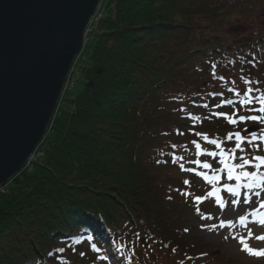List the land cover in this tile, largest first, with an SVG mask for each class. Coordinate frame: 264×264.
Listing matches in <instances>:
<instances>
[{"label":"trees","instance_id":"obj_1","mask_svg":"<svg viewBox=\"0 0 264 264\" xmlns=\"http://www.w3.org/2000/svg\"><path fill=\"white\" fill-rule=\"evenodd\" d=\"M104 4L72 66L81 88L61 97L43 155L0 187V264L66 262L87 240L109 264H146L134 248L148 242L193 263L195 246L168 213L175 178L157 171L169 136L198 108L223 130L233 127L223 116L260 115L238 102L249 88L253 107L264 98V0Z\"/></svg>","mask_w":264,"mask_h":264},{"label":"rangeland","instance_id":"obj_2","mask_svg":"<svg viewBox=\"0 0 264 264\" xmlns=\"http://www.w3.org/2000/svg\"><path fill=\"white\" fill-rule=\"evenodd\" d=\"M105 7L106 4L97 11L92 22V30L105 12ZM250 18L251 16H246L244 19ZM262 21L264 22V17L260 22ZM91 32L87 40H89ZM77 75L76 68H72L61 97L66 92L69 95L71 93L75 95L79 91L81 83L76 79ZM206 78V75H202L199 80L201 82ZM198 109L196 113H187L189 118L183 119L185 120L183 121L184 125L180 126L174 135L169 136L171 141L169 160L157 167L163 180H166L170 175L175 178L173 180L177 188L174 196L175 201L171 200L167 203L170 220L178 233L195 246L196 255L191 264H264V257L249 256L241 251L243 245L238 242L241 238L247 239L251 232L252 239L248 240V246L253 250L264 249V240L255 239L257 235L264 236V208L260 207L261 204H264V194L258 196L253 200L254 202L252 201L251 207L257 212V215L245 216L244 213L232 212L235 213L232 218H225L222 221L208 219L218 213L223 202L231 195L232 192L227 189H243L244 187L247 189L244 185L250 182L254 187L260 184L264 188V163L261 162L264 161V123H253L252 125L258 127L253 133L249 132L250 125L244 123H236L231 129L223 130L220 125L200 122V119L207 113H203L202 108ZM49 129L48 126L47 133ZM245 129L247 131H244ZM235 133L240 134L243 141L241 147L245 150L232 153L229 149L234 148L236 144L235 136L233 135L231 140L226 137ZM253 134L255 139H253ZM212 141L215 143H211ZM216 144H219L220 148H217ZM196 145H199V149ZM35 152L39 158L42 151L37 147ZM209 152L217 153L216 157L208 156ZM234 155L242 156L244 160L248 161V164L235 167L237 164H243V161L234 159ZM225 156L227 159L224 158ZM174 157L180 159L173 163ZM253 157H257V159H253ZM31 161L29 164L27 162L23 169L30 168L34 162ZM204 163L209 164V168L205 169L199 166ZM181 166L192 170L182 171ZM230 169L234 170L230 171ZM229 175L234 178L229 180L227 178ZM185 181L188 183L186 184ZM1 191H5V188H2ZM183 193L187 195H182ZM242 217H246V219L240 223ZM234 222L242 224L243 228L236 227V229L235 224L231 225ZM217 225L220 227L214 232V227ZM201 227L206 229L204 232L207 234L213 232L212 238L207 237L210 235L202 234ZM233 236L236 237L235 240L232 238ZM140 245L138 248H134V253L140 261H145L148 264H180L179 254L171 257L165 254L159 245L152 242ZM70 253L71 256L66 262L59 260L58 262L54 261V264H109L103 248L93 240H87L75 250H70ZM124 261L130 264L128 259H124Z\"/></svg>","mask_w":264,"mask_h":264},{"label":"water","instance_id":"obj_3","mask_svg":"<svg viewBox=\"0 0 264 264\" xmlns=\"http://www.w3.org/2000/svg\"><path fill=\"white\" fill-rule=\"evenodd\" d=\"M101 2L0 0V187L46 136Z\"/></svg>","mask_w":264,"mask_h":264},{"label":"snow or ice","instance_id":"obj_4","mask_svg":"<svg viewBox=\"0 0 264 264\" xmlns=\"http://www.w3.org/2000/svg\"><path fill=\"white\" fill-rule=\"evenodd\" d=\"M245 84H249L251 83V81L249 80H245L244 81ZM229 92H232L233 90L231 88L228 89ZM253 92V89L249 88L247 89V91L244 93V97L246 99H241L238 103H239V106H240V109L241 110H247L248 113H260V115L258 116H255V115H239L238 117V120L237 119H230L228 118L227 116H223L224 119H226L228 121L229 124H236V123H240V124H243L245 123V121H251L253 123H257V124H260V123H264V98H257L259 99V103H260V107H253V103H254V100L253 98L249 97V93ZM236 95H240L239 93H236ZM228 104H234V103H237V101H233V100H229L227 102ZM224 105H217L216 107H223ZM202 107H207V105H202ZM181 111H183V109H181ZM212 115H217L218 118H219V115H222V114H217L215 112L212 113ZM238 113L234 110L233 111V116H237ZM244 131H247V129H245ZM193 135H199V134H193ZM235 136V141H236V144L234 146V148L232 149H229L230 152L232 153H235L236 151H244L245 149L241 147V144L243 143L242 139H241V136L239 133H235V134H229L228 137H226V139L228 140H231L232 139V136ZM207 138L205 137V140ZM253 139H255V135L253 134ZM195 143V142H193ZM211 143H215V141H212ZM197 149H199V145H196ZM216 147L217 148H220V145L219 144H216ZM208 156H212V157H216L217 153L215 152H209L207 153ZM225 159H227V157L225 156L224 157ZM234 159H237V160H240V161H243V164H237L235 167H242L244 164H248V161L247 160H244V158L242 156H233ZM180 159L179 157H174L173 158V163H176V161ZM253 159H257V157H253ZM262 163H264V161H261ZM200 167L202 168H209V164L207 163H204L202 165H199ZM181 170L182 171H191L192 169H185L183 166H181ZM234 169H230V171H232ZM229 180H232L234 177L232 175H229L227 177ZM185 183L187 184L188 182L185 181ZM228 191H232L233 195H236V193L231 190V189H227ZM182 195H187L186 193H183ZM248 200L247 198L244 199V203H247ZM236 203H239V201H235L233 203V207L235 206ZM261 208H264V204H261L260 205ZM246 219V217H242L241 220L239 221L240 223H243L244 220ZM227 238V237H226ZM234 240L236 239L235 236L232 237ZM249 239H252V233L250 232L249 235H248V238H241L238 242L243 245V247L241 248V251L247 253L249 256H252V257H257V258H261V257H264V249H260V250H253L252 248H250L248 246V240ZM255 239L256 240H264V236H260V235H257L255 236ZM95 251V249H93ZM101 259H103V257H101Z\"/></svg>","mask_w":264,"mask_h":264},{"label":"bare ground","instance_id":"obj_5","mask_svg":"<svg viewBox=\"0 0 264 264\" xmlns=\"http://www.w3.org/2000/svg\"><path fill=\"white\" fill-rule=\"evenodd\" d=\"M100 7H101V4H100ZM244 186H246L247 189H245V187L243 189H240V188L233 189V191L236 193V195H233V193H231V195L223 202L218 213H216L213 216H210L208 219L211 221H222L225 218H232V215L237 213V212L244 213L245 216L257 215V212L253 210V208L251 207V204H252L253 200L258 198V196H261L264 194V191H263L264 188L260 184H257L254 187L252 182L247 183ZM245 198H247V200H248L247 203H244ZM235 201H239V203H236L235 206L233 207V203ZM232 212H235V213H232ZM233 224H235V228L236 227L240 228V229L243 228L242 224H240V223L234 222L231 225H233ZM218 227H220V226L217 225L214 227V232L218 229ZM201 230H203L202 234H204V235L206 234L205 236L210 235L207 237L212 238V236L214 235L213 232H212V234L205 233L204 231L206 229H203V227H201Z\"/></svg>","mask_w":264,"mask_h":264},{"label":"built area","instance_id":"obj_6","mask_svg":"<svg viewBox=\"0 0 264 264\" xmlns=\"http://www.w3.org/2000/svg\"><path fill=\"white\" fill-rule=\"evenodd\" d=\"M98 8H100V6L98 7ZM99 9H97V11H98ZM97 11H96V13H97ZM96 13H95V15H96ZM95 15L91 18V20H90V22H89V25H88V27H87V29H86V32H85V41H84V44H85V42H86V40L88 39V36H89V34H90V32L91 31H93L92 30V28H91V26H92V22L94 21L93 19H94V17H95ZM102 16V15H101ZM71 72H72V69H71V71H70V74H71ZM70 74H69V77H70ZM67 82H68V79H67ZM67 82H66V84H65V86L67 85ZM65 88V87H64ZM40 154V153H39ZM42 155V153L40 154V156ZM37 159V156H36V152H34L31 156H30V158L28 159V164L29 163H31L32 161L31 160H33V161H35ZM31 161V162H30ZM27 164V163H26ZM29 166V165H28Z\"/></svg>","mask_w":264,"mask_h":264}]
</instances>
